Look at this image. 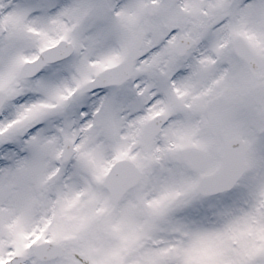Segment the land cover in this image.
Masks as SVG:
<instances>
[{
	"label": "snow or ice",
	"instance_id": "1",
	"mask_svg": "<svg viewBox=\"0 0 264 264\" xmlns=\"http://www.w3.org/2000/svg\"><path fill=\"white\" fill-rule=\"evenodd\" d=\"M0 264H264V0H0Z\"/></svg>",
	"mask_w": 264,
	"mask_h": 264
}]
</instances>
